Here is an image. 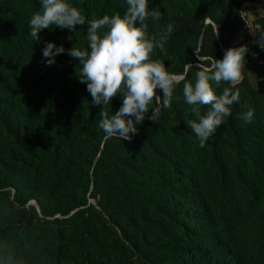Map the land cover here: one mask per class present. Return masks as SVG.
Listing matches in <instances>:
<instances>
[{
	"label": "trees",
	"instance_id": "obj_1",
	"mask_svg": "<svg viewBox=\"0 0 264 264\" xmlns=\"http://www.w3.org/2000/svg\"><path fill=\"white\" fill-rule=\"evenodd\" d=\"M69 2L86 21L127 8L126 0ZM248 3L256 7L252 33L241 11ZM148 7L161 14L146 21L150 38L172 26L152 59L185 79L155 122L149 110L121 140L105 139L102 106L92 104L79 60L67 54L88 48L87 23L75 32L43 29L36 43L29 22L40 0H0V264H264V0ZM45 42L65 49L50 66ZM241 45L248 51L233 88L239 102L201 147L187 121L198 122L208 106L192 113L183 85L199 62ZM211 83L217 94L233 87ZM120 106L118 94L103 110ZM248 108L250 124L241 118Z\"/></svg>",
	"mask_w": 264,
	"mask_h": 264
},
{
	"label": "clouds",
	"instance_id": "obj_2",
	"mask_svg": "<svg viewBox=\"0 0 264 264\" xmlns=\"http://www.w3.org/2000/svg\"><path fill=\"white\" fill-rule=\"evenodd\" d=\"M40 5V10L32 14L29 22L30 37L36 43H40L38 34L43 29L56 26L75 32L77 25H88V48L74 46L67 50V54L79 60V79L86 84L92 104L102 106L98 113L101 117L99 127L105 139L130 140L149 110L152 115L148 119L155 122L160 111L170 107L175 87L185 78L169 72L160 60L152 59L154 49L163 50L172 26L169 25L159 39L147 35L146 21L149 17L158 20L161 15L157 11H149L148 0H126L127 8L122 16L119 13L112 16L105 14L102 18L94 16L87 21L69 0H40ZM260 39L262 42L258 44L264 49V36ZM247 51L244 45L229 47L222 59L210 57L207 58L210 64L199 62L194 79L183 85L185 102L191 106L192 113L198 114L200 106H208V111L199 116L198 122L187 121L201 147L231 115V106L239 102V89L233 88L243 80ZM64 52L62 45L57 47L52 42H45L42 49L49 66L55 64V57ZM195 53L201 61L198 52ZM192 67L189 63L188 68ZM211 82L217 87L222 82L233 87H225L217 94ZM158 89L162 95H157ZM118 94L121 106L109 115L103 106L109 105ZM241 118L245 123H252L254 110L248 108ZM8 264H11L10 258Z\"/></svg>",
	"mask_w": 264,
	"mask_h": 264
},
{
	"label": "rangeland",
	"instance_id": "obj_3",
	"mask_svg": "<svg viewBox=\"0 0 264 264\" xmlns=\"http://www.w3.org/2000/svg\"><path fill=\"white\" fill-rule=\"evenodd\" d=\"M244 5L245 4H243L241 6V11H242V13H244L245 10H247L246 25H249V28H248L249 33H252V27L249 24V20H248L249 17H248V15L251 16L252 13H255L256 12V7H255V4H250L251 5L250 7H249V3L247 5H245V6ZM249 11H250V13H249ZM238 39H239V36H237V38L234 40V42H236Z\"/></svg>",
	"mask_w": 264,
	"mask_h": 264
},
{
	"label": "water",
	"instance_id": "obj_4",
	"mask_svg": "<svg viewBox=\"0 0 264 264\" xmlns=\"http://www.w3.org/2000/svg\"><path fill=\"white\" fill-rule=\"evenodd\" d=\"M242 16H243V18H245V16H244V14L242 13ZM245 23H246V21H245ZM233 43V42H232Z\"/></svg>",
	"mask_w": 264,
	"mask_h": 264
},
{
	"label": "crops",
	"instance_id": "obj_5",
	"mask_svg": "<svg viewBox=\"0 0 264 264\" xmlns=\"http://www.w3.org/2000/svg\"><path fill=\"white\" fill-rule=\"evenodd\" d=\"M249 13H250V11H249ZM253 14V13H252Z\"/></svg>",
	"mask_w": 264,
	"mask_h": 264
}]
</instances>
